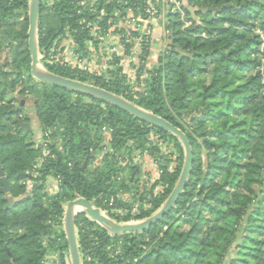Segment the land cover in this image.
Instances as JSON below:
<instances>
[{"label":"trees","instance_id":"1","mask_svg":"<svg viewBox=\"0 0 264 264\" xmlns=\"http://www.w3.org/2000/svg\"><path fill=\"white\" fill-rule=\"evenodd\" d=\"M82 2L41 1L39 48L44 67L167 120L188 136L194 153L185 193L149 231L111 236L84 214L78 215L83 264H264L263 0H190L201 22L196 25L188 18L193 23L185 31L180 16L170 14L167 30L172 43L159 66L145 72V80L138 76L135 90L117 57L106 72L88 73L55 60L53 50L63 39L85 49L96 39L91 27L102 11L107 16L99 26L105 35L116 11L124 14L131 9L137 14L146 0H127L123 7L99 0L93 11ZM3 22L21 23V28L4 31L17 58L0 65V174L11 186L9 194H0V264H46L49 256L63 262L69 253L64 204L85 198L111 218L113 211L126 209L127 215L117 216L118 220L147 219L175 189L185 152L172 134L117 107L38 82L31 73L28 49L29 0H0V28ZM126 48L128 55L131 46ZM149 55L146 50L141 58ZM82 57H88L87 51ZM29 96L39 132L47 141L40 147L25 138L24 126L31 119L21 104ZM20 98L23 103L14 106L11 100ZM103 129L109 142L99 135ZM158 139L172 145V152L164 150ZM199 139L208 149L207 171L196 150ZM94 153H101V160L91 168L99 159ZM144 155L155 161L161 174L153 187L126 201L122 196L139 191L137 161ZM172 163H177L174 170ZM129 169V183L122 182ZM50 179L59 181L56 194L49 193ZM157 187L162 188L158 193Z\"/></svg>","mask_w":264,"mask_h":264},{"label":"water","instance_id":"2","mask_svg":"<svg viewBox=\"0 0 264 264\" xmlns=\"http://www.w3.org/2000/svg\"><path fill=\"white\" fill-rule=\"evenodd\" d=\"M41 1L42 0H29L28 49L30 51L32 60L31 73L33 77L38 82L43 84L65 88L74 92L83 93L98 98L106 104L117 107L130 114L131 116L150 124V126L152 127L162 129L177 138L185 152L184 166L175 189L173 190L167 201L164 203V205L147 219L141 220L137 223H125L118 225L112 222L111 219L105 217L101 209L95 207L92 202L88 201L85 198H78L67 203L63 224L69 248L70 260L71 264H82L75 223L76 217L78 215L84 214L87 219L99 225L111 236H118L123 234H140L149 231L153 226L160 223L165 218V216L176 207L178 201L185 193L193 172L194 153L188 136L182 130H180L167 120L107 90L77 80L61 77L49 72L44 67L42 68V59L40 57L39 48ZM208 11V9L203 10L204 13ZM24 130L26 133L29 132L30 126L26 124L24 126ZM0 177L2 182L0 194H9L11 191L9 181L2 172L0 174ZM9 204L13 205V201L10 200ZM7 241L8 234L6 233L5 242Z\"/></svg>","mask_w":264,"mask_h":264},{"label":"rangeland","instance_id":"3","mask_svg":"<svg viewBox=\"0 0 264 264\" xmlns=\"http://www.w3.org/2000/svg\"><path fill=\"white\" fill-rule=\"evenodd\" d=\"M263 2H264V0H263ZM182 4H183L184 11L189 13V15H190L189 17L193 21L196 22V25H200L199 24V22H201L200 21V17L196 15L197 9H194L192 7V4H190V0H182ZM205 13H207V12H205ZM260 16H263V13ZM151 19H153V18H151ZM20 24L21 23H17V25H13V23H11L10 25H12V26H8V24H6V22H3L2 23V27L0 28V32H2V33H0V65L4 64V61L6 59L9 60L10 63H13V62L16 61L17 52H16V50H14L12 48V46L10 45V42H9L10 40H8L3 33L8 28H9V30L11 32H15L16 30H18V29L21 28V25ZM162 30H163V35H164L163 36L164 37L163 40L166 42V46L167 47L162 50V54H160L159 59L163 57V55H164L163 53L168 49V47L172 43L171 38L168 37V35H166L165 26H163V25H162ZM255 33L256 34H259V35H261L263 37V33L261 31L257 30ZM148 46H150V43L148 44ZM263 47H264V45H262V49H263ZM128 56H130V55H128ZM62 57L64 58V60H66L67 62H69L71 64V56L68 53L63 54ZM149 57H150V55L148 56V58ZM91 58H92V56H88V58L86 60V63H88V64L90 63L91 65L97 64V62L95 61V59L92 58V60H91ZM132 58H134L133 61H131V64H134V67L133 68H135V78L132 79L131 77H127V79H128L127 83L128 84L130 83L132 85L131 88L133 90H135V89H137L136 82H137L138 76L140 75V80L141 81L145 80L146 77H147L145 75V72H147L148 70H151V69H153L155 67H158L159 66V59H158L157 64H151L150 67H148V64H147V61L148 60L147 59L144 60L143 58H141V56H139V57L132 56ZM73 62H74V60H73ZM41 63H42L41 65H42V68H43L44 65H46L44 63V59L42 60ZM48 64H50V62H48ZM143 65H146V66L143 68ZM107 70L108 69H106L105 71H107ZM141 70L144 72V75L142 74V72L139 73ZM12 98H13V96H9L8 97V99H12ZM21 100H25V99L20 98L19 101H16V100L13 99L11 101H12V104L14 106H17L18 107V106H20V103H23V102H20ZM26 100L28 102L26 104H24V103L21 104V106L24 108L26 114L30 117V119H34V113H33L34 111L31 108L32 104L30 103V101L32 100V98L29 96V97H27ZM99 135H102L103 137H105L106 141L109 142V137H110L109 136V133L100 132ZM31 136H32V138H31ZM25 138L27 139V142H32L33 141L37 147H40L41 145H44L45 142H46L44 140V135H42L39 132L38 129H37V131H35V129H34L32 131V134H31V132H27L26 135H25ZM50 140L51 139H49V141ZM49 141H48V143H49ZM157 142L160 144L161 147L164 148V150H166L168 148L169 153L172 152V148H173L172 145L166 143V141H160L159 139L157 140ZM196 150H197L198 154L200 155L201 164H202L203 170L204 171H207L208 149H206L203 146L201 139H199V145L196 147ZM43 154H44V156H47L48 153H47L46 150H44V153ZM94 154H95V157H99V159H98V161L94 162L93 165L90 166L91 168H94L95 165L99 164V162L101 160V158H100L101 157V153H94ZM137 165L139 166L140 173L137 174L135 180H139L140 181L139 182L140 185L137 186V188H139V191L132 192L131 193L132 195H130V196H129V194H127L126 196H122L124 199H126V201H128V200L131 201V199L134 198V197H137L138 198V196L144 192V188L153 187L156 184V182L159 179V176L161 174L158 165L155 163V161L151 157H149L147 155L141 156L138 159V161H137ZM176 168H177V163H172L171 164V169L174 170ZM130 170L131 169H129L128 172H124V177H123L124 178L123 179L124 181H122V182L129 183L128 181H129V177L131 175ZM48 181L51 183L50 185H52L54 187V191H55L54 192L52 188H49V193L50 194H56L57 191H58V187L60 185L59 184V181L58 180H55V179H50ZM161 189H162L161 187H157L155 191L158 193L159 191H161ZM238 190H239L240 193H244L243 190H241V189H238ZM66 206H67V203L64 204V208H66ZM136 208H137V205H135V209ZM136 211H134V213H136ZM102 213H103V215L105 217L111 219L112 222H114L115 224H118V225L125 224V223H137V222H140L141 221V220H139V221L131 220L129 222H124V221L118 220L117 216H119L120 219H122L123 216L127 215L128 211L126 209H122L121 211H113V214L112 215H115L116 218L115 217L114 218H111L110 216L107 215V213H105L103 211H102ZM207 217H208L209 220L211 218L212 221L214 219L213 214L211 212H209V214L207 215ZM229 222H231V221H229ZM206 224H208V222ZM181 231H184V228L181 229ZM121 242H122V240H121ZM57 260H59L57 256H49L47 258V263L46 264H56Z\"/></svg>","mask_w":264,"mask_h":264},{"label":"built area","instance_id":"4","mask_svg":"<svg viewBox=\"0 0 264 264\" xmlns=\"http://www.w3.org/2000/svg\"><path fill=\"white\" fill-rule=\"evenodd\" d=\"M114 1L121 7L127 5V0H109L110 3H113ZM98 4H99V0H84L81 6L89 7L93 11V8H95ZM102 12H103L102 17L99 18L100 21L98 20L94 24H92L91 34L93 38L95 37L96 39H94L93 42L87 43L89 47L87 53H90L91 51L90 49L94 47L95 43L104 40L106 36H109L110 34L114 33L118 36V41L122 43L123 47L125 48V55L127 52L126 45H129L131 46V48L128 55L135 54L139 57L142 55L144 51L147 50L149 52L150 50V46H148V44L150 43L151 29L149 27L150 25L148 21H150L151 18L153 19L156 18V20H159L162 23V25L165 26L166 35L169 34L167 30V22H168L167 18L170 14H178L180 16L183 31L189 29L193 23V21L188 19L190 17L188 16V13L184 11L181 0H146V4L143 6L142 9L138 10L137 14H134V12L131 9L127 10L124 14L121 10L116 11L114 17H112L113 19H109V21L107 22L106 25L107 31H104L105 32L104 35L102 33L103 32L102 27H100L99 24L102 23V18L107 15L104 13V11ZM132 34H138V36L135 37ZM202 36L204 37L205 35ZM64 41H69L70 44L74 45L75 47L72 48V53L73 55L77 54L78 51L77 44L72 39H63L59 43V46H57V48L53 50L56 54L55 60L60 61L63 64H66L74 69L81 68L80 65L74 67L72 64L64 60V58L62 57V55L65 54L63 50L64 46L62 45ZM149 54L151 53L149 52ZM82 55L83 54H81V58L83 59L82 61H86L88 57L83 58ZM40 57L42 60L44 59V55L41 51H40ZM113 57H117L121 60V67H122L123 58L121 56L113 54L107 62L106 69L108 70L111 68L109 64L112 61ZM103 132L107 133V130L103 129ZM50 184L51 183H49V188H52L54 191V187ZM86 257H87V261L90 262L91 261L90 256L86 254ZM81 259H82V255H81ZM56 264H71L69 253L64 255L63 262L57 260Z\"/></svg>","mask_w":264,"mask_h":264},{"label":"crops","instance_id":"5","mask_svg":"<svg viewBox=\"0 0 264 264\" xmlns=\"http://www.w3.org/2000/svg\"><path fill=\"white\" fill-rule=\"evenodd\" d=\"M182 1V0H181ZM185 5V4H184ZM149 27L151 29V36H150V50L149 52L150 57L147 59L148 67L151 64H157L160 54H162V50L165 49L166 42L163 40V30H162V23L159 20L151 19L148 21ZM148 25V24H147ZM63 50L65 53H68L71 56V64L76 67L80 65L81 68L79 70L87 71L88 73H104L107 68V62L109 58L115 54L121 56L122 59V68L126 77H131L132 79L135 78V68L134 64H131L134 57H138L135 54H130V56L125 55V48L123 47L122 43L118 41V36L114 33L106 36L104 40L99 41L97 44H94V47L91 48L90 53H87L89 56H92L93 59L97 62V64L91 65L90 63H86V61H82L81 54H83V50L88 51V45L85 49H81L77 46V54L73 55L72 48L75 46L70 44L69 41H64L62 43ZM132 53V52H131ZM125 55V56H124ZM91 58V60H92ZM74 60V62H73ZM80 60V62H79ZM90 60V61H91ZM130 75V76H129ZM30 130L37 131L38 125L35 119H31L30 123ZM39 130V129H38ZM36 134V133H35ZM39 135V134H38Z\"/></svg>","mask_w":264,"mask_h":264}]
</instances>
